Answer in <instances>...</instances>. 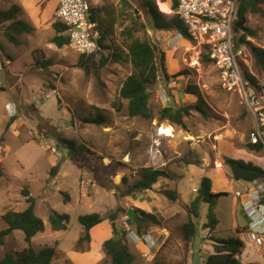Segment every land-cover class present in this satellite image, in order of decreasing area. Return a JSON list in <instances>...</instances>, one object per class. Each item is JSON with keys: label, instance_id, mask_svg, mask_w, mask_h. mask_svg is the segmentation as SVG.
I'll use <instances>...</instances> for the list:
<instances>
[{"label": "rangeland", "instance_id": "374dc122", "mask_svg": "<svg viewBox=\"0 0 264 264\" xmlns=\"http://www.w3.org/2000/svg\"><path fill=\"white\" fill-rule=\"evenodd\" d=\"M48 1L40 3L42 9ZM155 1L162 11V0ZM55 2H48L45 14ZM85 2L97 11L102 21H98L99 28L108 31L105 45L110 47L94 55L89 72L79 63L80 52L70 44L58 47L52 42L56 34L54 11L48 22L27 37L26 47L7 43L0 24V230L6 227L1 219L6 210L27 207L24 188L35 198L36 213L45 223V230L29 243L22 231L10 233L0 245V260L6 252L25 247H54V264H111L104 242L116 232L122 235L126 212L134 208L138 216L151 214L158 219L161 226L152 225L148 231L157 240L154 253L165 258L155 254L153 260H147L144 254L149 245L131 244L122 235V242L136 255L133 264H205L212 252L208 244L211 236L206 237L203 227L208 205L201 206L197 235L191 249L186 250L179 228L188 220L187 205L198 193L202 177L208 176L215 192H226L218 197L214 209L219 222L213 236H237V222L249 224L242 201L235 196L248 184L232 177L225 158L252 161L264 168V149L256 152L246 147L252 142L256 118L239 92L221 85L204 42L185 39L176 29H157L139 0ZM164 2L170 11L162 12L170 18L175 14L172 0ZM7 4L0 0V10L7 9ZM25 5L31 9L34 1L26 0ZM261 7L264 9V0ZM246 25L256 32L247 40L264 48V17L249 12ZM137 37H148L159 52L158 81L149 89L153 116L148 119L130 117L128 100L120 97L123 81L135 71L128 45ZM240 48L242 64L262 85L263 94L264 71L256 65L246 43ZM113 52L121 57L115 60ZM103 58H107L105 64ZM189 85L192 92H186ZM199 97L207 104V114L192 109L183 125L158 119L163 107L181 108L194 104ZM100 115L104 117L100 124L87 119ZM162 127H171L172 135L160 134ZM58 137L75 139L78 145L86 146V151L71 156ZM59 162V171L53 173L52 167ZM148 166L167 167L175 179L164 178L151 190L123 196L128 184L137 180L136 170ZM123 176L128 177L127 183H123ZM164 189L177 190L179 199L170 200ZM119 206L126 212L118 211ZM52 209L69 214L66 230L52 229L48 220ZM93 212L101 213L105 220L89 231V240L79 243L85 234L79 217ZM111 213H117L115 220ZM163 229L169 236L163 235ZM241 230L244 239L248 225Z\"/></svg>", "mask_w": 264, "mask_h": 264}, {"label": "trees", "instance_id": "16d2710c", "mask_svg": "<svg viewBox=\"0 0 264 264\" xmlns=\"http://www.w3.org/2000/svg\"><path fill=\"white\" fill-rule=\"evenodd\" d=\"M141 5L147 10L154 22L157 29L170 31L176 29L185 39H194L187 26L175 13L172 17L168 18L164 12L160 11L155 0H139ZM166 1V0H162ZM237 3V20L235 28H242L244 34L239 37L237 45L246 43L250 47V51L255 59V63L261 70L264 71V48L255 45L251 41L247 40L248 36H255L256 32L246 25L247 14L254 13L264 17V9L261 7V0H236ZM178 0H172V7L176 10ZM19 7L13 5L10 9L0 10V23L5 21H11L7 25L4 34L7 39L14 43L19 44V36L24 32H30L33 28L26 22L18 18ZM89 18L91 20L99 21L102 24L101 19L98 18V13L94 7L89 8ZM112 24V23H111ZM113 25V24H112ZM56 34L52 38V42L58 47H62L69 44V38L65 31L66 26L59 22L53 24ZM133 28L130 30V35ZM101 36L98 39L99 51L101 49L110 48L105 45L107 37V30L100 29ZM98 51V52H99ZM97 52V53H98ZM96 53V54H97ZM129 58L135 67V71L125 78L120 88V97L128 100L127 111L130 117H142L151 118L153 116L150 108L151 93L150 87L155 85L158 81V50L148 37L145 38H134L128 45ZM86 56L81 55L79 63L89 72V62L93 63L94 55ZM112 56L115 60L121 57V54L113 52ZM162 61H164V53H161ZM47 61L46 64H48ZM107 62V58L102 59V64ZM42 64L43 61H37ZM181 74V73H179ZM245 75L249 80V83L253 85L259 94H261L262 85L258 83L257 79L245 69ZM191 85L186 88V92H192ZM207 104L201 97L194 104L183 106L181 108H173L172 106H165L159 111L158 119L169 120L178 125L184 124V117L190 114V111L197 110L202 114H207ZM91 122L100 124L104 121V117L100 115L98 118H87ZM86 119V120H87ZM11 125V122L7 125V128ZM59 144L64 143L71 156L76 154L83 155L86 151L85 145H78L75 139H68L64 137H58ZM246 147L249 150L260 152L264 149V142H247ZM226 164L230 167L232 177L235 180L253 181L256 179L264 180V168L260 165L255 164L252 161H245L243 159H237L232 157L225 158ZM60 162L52 167V172H58L60 169ZM2 173L0 169V174ZM137 180L132 184H128V189L122 191V195H131L138 191L153 189L155 183L160 178H168L174 180L175 176L167 167H139L136 170ZM123 183L128 182V177L123 176ZM198 193L187 205L188 220L183 223L179 230L181 239L185 243L186 250L191 249L192 242L198 232V224L196 219H199L201 214L202 204L208 205V211L206 214V222L203 224L204 228H209L212 232L210 240L214 247V252L211 253L205 264H242L239 256L242 255L245 248V242L238 236H231L229 238H217L213 236V232L219 222L216 214L214 213L215 206L217 204L218 197L226 192H215L213 190V180L208 176H203ZM23 195L26 197L27 207L23 210L16 211L14 209L6 210L2 216V221L6 224V227L0 230V245L4 244L5 238L12 233L14 230H20L24 233L26 242H31L32 238L39 232L45 230L44 220L36 213V201L35 198L30 194L28 188L22 190ZM164 194L172 201H176L180 197V193L175 189H169L164 191ZM68 195L66 200L68 199ZM118 211L126 212L122 206H119ZM110 218L115 220L117 213H111ZM70 216L67 213H60L52 209L48 215V220L53 230H66L68 228ZM105 220L104 215L99 212H93L81 215L79 222L83 225L85 234L82 235L78 242L90 239L89 231L102 223ZM130 223L134 225L139 233L147 232L152 225H160L158 219L154 215L137 216L134 219H129ZM161 226V225H160ZM116 232L115 234H119ZM174 235L175 232L173 230ZM240 233V231H238ZM104 250L106 254L111 258V264H133L136 259V255L130 250L127 243L122 242V237L119 241H115L113 238H109L104 242ZM56 255V249L54 247H44L40 249H34L32 247H25L20 251L6 252L4 257L0 260V264H54V257ZM164 257V255L156 254V258ZM164 264V263H160Z\"/></svg>", "mask_w": 264, "mask_h": 264}, {"label": "built area", "instance_id": "2783aa9c", "mask_svg": "<svg viewBox=\"0 0 264 264\" xmlns=\"http://www.w3.org/2000/svg\"><path fill=\"white\" fill-rule=\"evenodd\" d=\"M89 5L85 0H59L56 10L58 21L67 30L69 44L86 56L99 51L98 39L101 36L99 23L91 20L88 15ZM187 26L188 31L196 40L204 42L208 54L218 70L219 81L227 90L239 92L243 100L256 118V130L252 133V142H264V93L249 83L242 64V48L237 42L244 34L242 28H235L237 20L236 0H178L174 11ZM47 94L46 97H49ZM39 99V98H36ZM242 199V206L248 216L249 225L245 232L249 243L260 248L264 246V180L256 179L249 182L243 191L235 192ZM126 235L136 243L146 242L149 247L155 246L157 240L152 232L139 233L136 228L124 223ZM164 236H169L166 229ZM151 260V251L145 253Z\"/></svg>", "mask_w": 264, "mask_h": 264}, {"label": "crops", "instance_id": "0c3cea01", "mask_svg": "<svg viewBox=\"0 0 264 264\" xmlns=\"http://www.w3.org/2000/svg\"><path fill=\"white\" fill-rule=\"evenodd\" d=\"M10 1V2H9ZM5 0L6 3L10 4L9 7H7V9H10L13 5H17L20 9H19V13H18V18L24 22H26L28 25H30L33 29L30 31V32H24L22 33L20 36H19V39H20V43L19 44H14L12 42H10L7 37L5 36L4 34V31L7 27V25H9L11 23V21H5V22H2L0 23L1 25H3V35L6 37V41L7 43H12L14 45L15 48H19V47H26V45L28 43H26V40H27V37L30 36V34L32 32H34L36 29L40 28L42 26V24H44L45 22H48L49 21V18L52 16L51 13L54 11V14H55V17H56V22H59L58 19H57V16H56V10L58 8V5H59V0H56L55 2V5L53 6V8L51 9L50 13L49 14H45V7L46 5L48 4V1L44 7V9L41 8L40 6V3L43 1V0H33L34 1V5L33 7L30 9L27 8V6L25 5L26 4V0ZM7 4V5H8ZM5 9V10H7ZM55 23V22H54ZM53 23V24H54ZM54 28V26H53ZM55 29V28H54ZM56 31V30H55ZM54 37V36H53ZM31 43V42H30ZM34 42L33 45H38V43ZM31 48V47H30ZM36 48V47H34ZM36 97H38V95H35ZM36 100H39V99H36ZM164 178H160L158 182H161V180H163ZM239 181V180H237ZM248 185H249V181H245ZM247 186V185H246ZM245 186V187H246ZM151 190V189H150ZM168 189H164V191H166ZM146 191V190H144ZM142 192V191H141ZM236 196V195H235ZM195 197V196H194ZM237 197V196H236ZM237 198H240V197H237ZM193 199V198H192ZM240 200L242 201V199L240 198ZM242 204V203H241ZM244 210V208H243ZM246 217L248 218V216L246 215ZM127 222L129 225H132L129 221V218L123 222V225H122V235L132 244L134 245H141V244H136L134 243L129 236L126 235V229H125V225L124 223ZM101 224V223H100ZM113 225H117L116 222H113ZM218 225V224H217ZM246 225H249V224H246ZM246 225L244 226H241L239 225V223L237 222L236 226H235V230L237 231H240L239 234H237L238 237H240L244 242H245V248L243 250V253L241 255V257L239 256V259L240 261L242 262V264H264V246L263 247H256L255 245L249 243L246 239V236L245 238L243 239L242 235L244 234L243 230H241L242 228H244ZM134 227V225H132ZM94 228V227H93ZM135 228V227H134ZM205 230L207 231L206 233V237L207 235L212 234V232H209L210 229L208 228H205ZM215 231V230H214ZM153 234V232H152ZM121 235V234H120ZM121 235V236H122ZM154 235V234H153ZM120 236V238H121ZM210 240V239H209ZM208 244H211L212 246V252H214V247L211 243V240L209 241ZM151 251V253L154 255L155 257V254L154 253V245L152 247H149L147 251L145 252H149ZM210 253V254H211ZM209 254V255H210ZM145 256V254H144ZM153 257V258H154ZM153 258L151 260H153ZM147 260H149L147 258ZM149 260V261H151ZM207 260V258H206ZM206 262V261H205Z\"/></svg>", "mask_w": 264, "mask_h": 264}, {"label": "bare ground", "instance_id": "6f19581e", "mask_svg": "<svg viewBox=\"0 0 264 264\" xmlns=\"http://www.w3.org/2000/svg\"><path fill=\"white\" fill-rule=\"evenodd\" d=\"M159 4L161 6L160 9L162 11H164V12H169L170 11V8H169V5H168L167 2L160 1ZM171 132H172V128L171 127H169V128L162 127L161 130H160V134L172 135Z\"/></svg>", "mask_w": 264, "mask_h": 264}, {"label": "water", "instance_id": "95a60500", "mask_svg": "<svg viewBox=\"0 0 264 264\" xmlns=\"http://www.w3.org/2000/svg\"><path fill=\"white\" fill-rule=\"evenodd\" d=\"M126 215L129 219H134L137 216V210H135L134 208H129L126 212ZM120 236V234H116L113 239L115 241H118L120 239Z\"/></svg>", "mask_w": 264, "mask_h": 264}, {"label": "clouds", "instance_id": "9594fccd", "mask_svg": "<svg viewBox=\"0 0 264 264\" xmlns=\"http://www.w3.org/2000/svg\"><path fill=\"white\" fill-rule=\"evenodd\" d=\"M148 232V231H147Z\"/></svg>", "mask_w": 264, "mask_h": 264}]
</instances>
